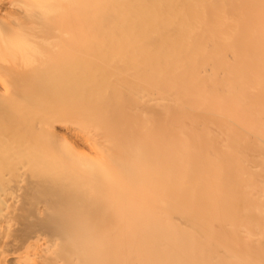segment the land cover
<instances>
[{
	"label": "bare ground",
	"instance_id": "6f19581e",
	"mask_svg": "<svg viewBox=\"0 0 264 264\" xmlns=\"http://www.w3.org/2000/svg\"><path fill=\"white\" fill-rule=\"evenodd\" d=\"M0 264H264V0H0Z\"/></svg>",
	"mask_w": 264,
	"mask_h": 264
}]
</instances>
